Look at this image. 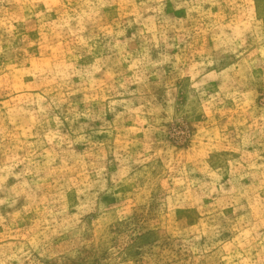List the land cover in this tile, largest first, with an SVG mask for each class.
Instances as JSON below:
<instances>
[{"label":"rangeland","instance_id":"1","mask_svg":"<svg viewBox=\"0 0 264 264\" xmlns=\"http://www.w3.org/2000/svg\"><path fill=\"white\" fill-rule=\"evenodd\" d=\"M0 264H264V0H0Z\"/></svg>","mask_w":264,"mask_h":264}]
</instances>
